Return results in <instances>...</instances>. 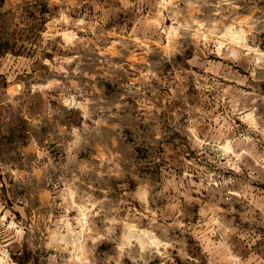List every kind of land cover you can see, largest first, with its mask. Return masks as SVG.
Masks as SVG:
<instances>
[{
	"label": "rangeland",
	"instance_id": "374dc122",
	"mask_svg": "<svg viewBox=\"0 0 264 264\" xmlns=\"http://www.w3.org/2000/svg\"><path fill=\"white\" fill-rule=\"evenodd\" d=\"M0 0V264H207L264 228V0Z\"/></svg>",
	"mask_w": 264,
	"mask_h": 264
},
{
	"label": "crops",
	"instance_id": "0c3cea01",
	"mask_svg": "<svg viewBox=\"0 0 264 264\" xmlns=\"http://www.w3.org/2000/svg\"><path fill=\"white\" fill-rule=\"evenodd\" d=\"M53 5H65L66 9L81 7L87 0H49ZM250 234L251 239L235 238L228 244H224L223 252L215 248H209L206 254L207 264H264V228L255 230ZM190 264L197 261L190 257Z\"/></svg>",
	"mask_w": 264,
	"mask_h": 264
}]
</instances>
